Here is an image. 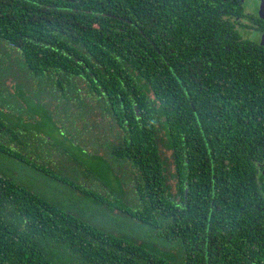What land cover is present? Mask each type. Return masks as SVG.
<instances>
[{"label":"trees","instance_id":"trees-1","mask_svg":"<svg viewBox=\"0 0 264 264\" xmlns=\"http://www.w3.org/2000/svg\"><path fill=\"white\" fill-rule=\"evenodd\" d=\"M245 7L0 0V39L25 78L77 100L81 122L64 114L63 131L112 159L106 190L76 188L138 222L100 226L0 172V264H264V47L238 27ZM20 83L7 97L23 100ZM15 105H0V151L62 171L42 149L59 144Z\"/></svg>","mask_w":264,"mask_h":264},{"label":"rangeland","instance_id":"rangeland-1","mask_svg":"<svg viewBox=\"0 0 264 264\" xmlns=\"http://www.w3.org/2000/svg\"><path fill=\"white\" fill-rule=\"evenodd\" d=\"M245 1L247 11L260 13L264 16V0ZM247 37L264 46V32H248ZM15 51L16 49L11 43L0 39V103H4L5 98H7V104L10 106H14L16 102V107L19 104L24 106L18 109L23 110L30 117L29 122L32 125L31 128H33V136L38 131L52 136L53 142L59 145L42 149H45L43 152L49 160H53L50 157L61 159L62 171L47 170L46 172L44 169L46 166L41 163H28L0 151V172L9 175L14 180L49 199L67 205L76 214L100 226L113 229L116 223H121L132 227L135 226V229H137V221L130 220L123 214L119 215V219L114 218L97 201L93 198H87V195L81 193L79 188H76L82 186V190L87 191L89 188L97 189L99 187L102 190H106L105 188L110 186L109 181L113 179L110 167L112 159L109 156L102 155L103 152L101 153L100 149L96 150L93 146H87L88 152H82L78 149V146L74 147L73 140L68 139L72 134L63 130L67 124L72 127L77 126L81 122L78 117L79 111H81L80 114L82 116L85 112L84 109L82 110L81 104L77 100H62L61 90L58 92L50 83L37 82L36 80L25 78V75L27 74L29 77L30 73L22 63V59L13 53ZM16 80L21 81L20 85L26 84L25 87L21 85V88L25 90L23 100L12 96L7 97V92L14 93L13 84ZM24 112L19 111L17 114L22 115ZM64 114L66 121H68L66 126L62 124L66 122L65 118H60ZM11 117L15 119L12 120L13 122L26 121L23 115L19 117L11 113ZM91 132L96 134L98 130L94 129ZM56 167L59 168L58 166ZM125 170L127 169L123 168V171L118 170L116 173L122 177ZM60 175L65 176L75 185L66 183ZM113 186L119 190L123 201L131 199L130 196H127V186L121 180H114ZM121 190L124 192H121ZM125 195L127 199L124 197ZM139 231L141 232L142 229Z\"/></svg>","mask_w":264,"mask_h":264},{"label":"flooded vegetation","instance_id":"flooded-vegetation-1","mask_svg":"<svg viewBox=\"0 0 264 264\" xmlns=\"http://www.w3.org/2000/svg\"><path fill=\"white\" fill-rule=\"evenodd\" d=\"M245 11L247 14L246 20L245 19L243 20V24H245V26H241L238 24V27L243 29L246 35H248V32L250 33L254 31H257L258 33L264 32V16H262L260 13H256L253 11H247L246 7H245ZM260 46H263V45H260Z\"/></svg>","mask_w":264,"mask_h":264}]
</instances>
